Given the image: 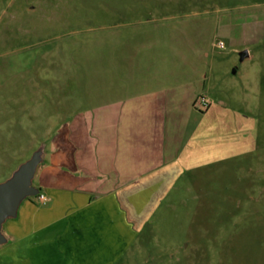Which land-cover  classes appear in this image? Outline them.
I'll use <instances>...</instances> for the list:
<instances>
[{"label": "crops", "instance_id": "0c3cea01", "mask_svg": "<svg viewBox=\"0 0 264 264\" xmlns=\"http://www.w3.org/2000/svg\"><path fill=\"white\" fill-rule=\"evenodd\" d=\"M210 31L202 23L174 28L168 42L108 45L92 61V86L62 75L56 94H41L39 82L27 96L1 101L0 178L46 143L34 184L47 199L22 202L5 223L8 245H33L48 262L52 252L76 256L80 238L121 243L182 173L242 148L244 116L206 88ZM199 94L209 101L202 110L193 106Z\"/></svg>", "mask_w": 264, "mask_h": 264}, {"label": "rangeland", "instance_id": "374dc122", "mask_svg": "<svg viewBox=\"0 0 264 264\" xmlns=\"http://www.w3.org/2000/svg\"><path fill=\"white\" fill-rule=\"evenodd\" d=\"M202 23L208 95L244 116V145L182 173L125 241L80 238L76 256L51 251L50 264H264V0H0V103L31 94L32 83L56 94L62 75L92 86V61L108 45L168 42L174 28ZM28 246L0 248V264H48Z\"/></svg>", "mask_w": 264, "mask_h": 264}, {"label": "water", "instance_id": "95a60500", "mask_svg": "<svg viewBox=\"0 0 264 264\" xmlns=\"http://www.w3.org/2000/svg\"><path fill=\"white\" fill-rule=\"evenodd\" d=\"M245 51L240 52L241 59ZM46 143L40 142L31 154L19 162L5 177L0 180V247L9 242L4 225L15 219L23 201L37 196L40 189L34 185L35 175L45 162Z\"/></svg>", "mask_w": 264, "mask_h": 264}, {"label": "built area", "instance_id": "2783aa9c", "mask_svg": "<svg viewBox=\"0 0 264 264\" xmlns=\"http://www.w3.org/2000/svg\"><path fill=\"white\" fill-rule=\"evenodd\" d=\"M220 47H223V44L222 42H220ZM209 105V101L208 99L205 97V96H199L197 99H196V102H195V106L199 109V110H202V109H205L207 108V106ZM38 198L39 201H46V197L43 195V194H38L37 196H35Z\"/></svg>", "mask_w": 264, "mask_h": 264}]
</instances>
